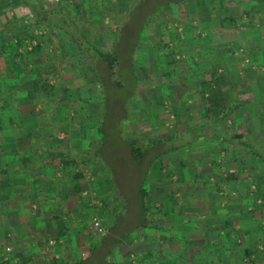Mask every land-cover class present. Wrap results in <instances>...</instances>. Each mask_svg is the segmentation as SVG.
<instances>
[{"label": "rangeland", "instance_id": "374dc122", "mask_svg": "<svg viewBox=\"0 0 264 264\" xmlns=\"http://www.w3.org/2000/svg\"><path fill=\"white\" fill-rule=\"evenodd\" d=\"M40 1L47 9L62 0ZM113 1H87L86 8L74 2L62 3L93 43L116 55L111 76L104 62L94 63L81 54L69 35L55 32L52 24L42 22L41 26L32 28L30 19L27 22L10 20L15 15H30L26 8H7L0 14V34L4 30L11 42L18 44L17 50L22 54L27 52L30 56L37 51L30 56L37 77L33 78L40 82L47 79L53 86L49 94L45 93L47 89L38 91L37 85L34 86V93L50 102L43 108L42 116L55 115L46 120L42 118L43 125H57L59 140L55 138L54 142L47 140L46 143L70 151L78 162L71 168L58 166L56 170L58 178L81 175L77 183L79 192L74 188L84 206L79 216L73 218L75 223L83 222L75 234L76 249L70 248L69 240L66 241L67 251L79 255L76 264H141L142 254L147 251L143 250L152 246L151 238L158 234L151 227L137 226L148 222L142 218L144 212L139 207L140 185L147 191L145 202L150 217L152 214L157 217V213L163 216L165 209H172L171 215L176 214L179 208H186L189 201L197 209L204 193L209 199L207 206L216 207V200L222 198L219 178L231 181L236 173L241 174L242 184L249 179L252 181L253 189L247 185L244 191L264 195V181L257 185L259 178L255 176L260 174L264 178V166L251 151L243 145L240 150L222 148L217 139L204 136L212 129L206 128L209 121L203 120V110L195 107L198 102L193 101L190 108L193 117L187 122V111L186 116L177 112L171 100L175 90L183 87V80L187 81L183 77L186 62L195 56L194 50L206 45L203 33L209 27L201 26L199 21L207 19L212 24L211 31L223 32L224 50H233L227 54L225 62L231 63L235 61L236 47L251 51V42L246 37L249 33L257 37L255 40L250 35L255 46L259 44L264 48V1L223 0V5L217 7L209 6L207 0L196 1L204 3L199 7L187 5L189 0H127L125 6L115 5ZM81 2L85 4V0ZM195 10L202 19H198ZM191 35L199 37L190 38ZM18 36L26 37L18 39ZM238 40L239 43L235 42ZM187 45H192L194 50L190 52ZM35 46H38L36 50ZM197 59L193 60L195 64ZM93 66L101 79L90 70ZM4 67L5 61L0 59V68ZM173 113L186 119L175 120ZM184 127L186 129L178 131ZM215 127L216 133L221 135L222 132V136L228 137L221 125ZM238 130L241 140L250 139L246 122L240 124ZM132 140L142 147V141L150 144L140 162L131 155ZM257 144L245 147L264 149ZM85 154L88 160L81 163L80 156ZM232 185H225L222 194L230 192ZM70 205L74 206L72 202ZM93 215L100 218L106 229L104 235L96 234L91 228ZM163 223L166 224L164 220ZM173 236L178 239L179 235ZM195 244L203 245V242L195 239ZM203 249L208 248L204 245ZM183 251L181 249V254ZM52 255L49 245L40 250L41 258H49L50 264H56L57 261L50 258ZM53 258L58 260L57 256ZM12 259L15 264H25Z\"/></svg>", "mask_w": 264, "mask_h": 264}, {"label": "crops", "instance_id": "0c3cea01", "mask_svg": "<svg viewBox=\"0 0 264 264\" xmlns=\"http://www.w3.org/2000/svg\"><path fill=\"white\" fill-rule=\"evenodd\" d=\"M81 1L62 0L56 3L64 6L67 2L70 4L74 2L86 8L91 0H85V4ZM125 1L127 0H114L113 3L125 6ZM189 1L187 5L193 7L204 5L196 2L198 0H194V3H191L193 0ZM207 1H210L209 6L212 7L223 5V0ZM17 7L19 6L15 8ZM22 8L30 11V15H15L10 19L11 21L27 22L30 19V23L34 25L32 28L41 26L42 22L49 24L47 18L43 19L35 15L25 6ZM195 14L198 17L197 10ZM71 19L87 36L78 21L72 17ZM198 19H202L201 16ZM201 21H199L201 26L209 27L203 33L205 38L203 42L206 45L198 50H194L192 45H187V48L190 47V52L194 50L195 56L186 62L187 69L183 77L185 76L187 81L183 80V87L177 85L180 89L175 90L176 94L171 98L177 107L176 111L182 112L185 116L184 112L187 111V122H190L193 117L190 108L194 102H198L195 107L199 111L204 110L203 93L206 96L207 89L215 85L212 81L215 77L214 80H219L222 88L231 87L229 95L232 100L236 97L235 99L240 101L235 117L233 116L234 132L241 133L238 126L246 122L251 134L247 141L251 144L257 142V145L264 148V48L262 49L259 44L255 46L256 42L250 36L253 34L249 33L246 37L251 42V51L236 47L235 61L225 62L227 54H231L233 50H224L223 32L211 31L212 24L209 20ZM52 27L57 33H65L53 24ZM197 37L190 36V38ZM253 38L257 39L255 35ZM235 42L239 43V40ZM36 54L37 51L31 52L30 56ZM30 56L25 59L27 73H21L16 64L19 66L22 63L17 59L13 63L14 68L16 66L15 70L7 71L0 68V80L2 78L6 80L5 83L3 82L5 94L3 100L11 103V109L0 118V264H15L16 261H11L12 258L17 259L18 263L50 264L49 258L40 256V250L48 245L53 254L50 256L53 262L76 264L79 255L77 252L74 255L71 250L67 251L66 241L69 240L70 248L77 246L75 234L83 223H75L73 220L84 208L82 199L80 200L79 194L74 189L79 179L74 181L75 178L68 177L70 174L58 178L56 174L55 168L58 167L59 160L53 155L57 153L56 151L65 150L46 143L47 140L58 139L57 125L51 123L43 125L42 118L46 120L55 115L42 116L43 108H46L45 105L50 102L42 97L43 95L34 93V74L31 72L32 69L34 71V66L30 62ZM194 59H197L196 64L193 62ZM260 76L263 79H260ZM53 102L51 101L52 105ZM47 108L51 110L53 107ZM203 116L206 119L207 116L204 114ZM172 117L175 120L186 119L176 114ZM183 129L186 127L178 131ZM213 139H217L225 149L240 150V147L244 146L243 148L250 150L245 147L247 145L241 143L242 141L230 143L218 138ZM236 174V178L231 181L226 177L219 178L222 185L218 189L221 188L219 194L222 198L217 197L216 207L207 206L209 199L204 193L200 197L202 202L198 203L197 209L193 208L189 201L190 204L188 203L186 208H179L176 214H169L172 209H165L163 216L157 213L156 217L152 214L156 227L151 229L155 230L158 236H152V246L143 250L147 251L145 255L142 254L141 264H148L149 259L151 264H192L193 259H196L195 264H264V195L261 192L244 191L243 187L246 188L247 185L253 189L252 181L249 179L244 186L241 174ZM231 183L233 189L222 194L225 185L229 186ZM70 202L74 204V206L70 205L72 208L69 206ZM88 209L89 207L86 209L87 215ZM169 215L171 216L168 217ZM173 216L176 218H172ZM174 234L183 238L178 236V239H175ZM195 239L199 243L202 241L203 245H196ZM204 245L207 250L203 249ZM181 249L184 250L183 254ZM54 256H57L58 260H55Z\"/></svg>", "mask_w": 264, "mask_h": 264}, {"label": "trees", "instance_id": "16d2710c", "mask_svg": "<svg viewBox=\"0 0 264 264\" xmlns=\"http://www.w3.org/2000/svg\"><path fill=\"white\" fill-rule=\"evenodd\" d=\"M253 1L254 3L261 2L264 0H250ZM16 6H25L31 11L39 16L42 17L43 19H48L49 24H53L54 27H57L61 30H63L66 34L69 35V37L74 41L76 44V49L79 51L81 54L84 56H87L91 58L94 63L98 62H104L108 68L109 76L113 74V67L114 64L116 63L117 57L114 54L108 53L105 49L102 47H99L95 43H93L87 36L82 32V30L75 24V22L71 19V16L69 14V11L65 8V6H61L59 3H53L49 8L45 9L43 4L41 3L40 0H0V14H3L5 9L7 8H13ZM40 25V24H39ZM27 36V35H26ZM32 37V36H29ZM18 39L23 38V36H18ZM21 43V42H19ZM18 44L16 45L15 43L11 42V39L6 35L4 30H2V33L0 34V56L3 61H5V69L7 71L15 70L16 66L19 67L21 70V73H27L26 69L27 67L25 66V59L29 57V54L26 53H21L18 52L17 50ZM38 46H35L34 50H36ZM4 51H8V53H5ZM34 52V51H33ZM15 59L17 61H20L22 65L16 64L15 68L13 66V63L15 62ZM18 63V62H17ZM90 70L93 72V74L97 77V79H101L100 75L98 74V70L96 66H93L90 68ZM31 72L34 74V77H36L35 71L33 69ZM18 76V75H17ZM37 78V77H36ZM215 77H213L212 81L214 82L215 85H211L209 89H207V95L202 97V101L204 102V110L203 114L206 117L207 121H209L208 124H206V128L212 129V132L207 133L208 137L212 138H218L221 139L222 141H227L230 143H241L245 145H250L251 143L248 141H243L241 140L242 135L240 133H235L233 128H234V118L233 116L235 115V111L237 110L238 105L240 104V101L238 99L232 100L231 96L229 95L231 89L230 86H226L222 88L219 84V80H214ZM6 80L2 78L0 80V100H3V97L5 98L4 94V89L3 85ZM38 81L39 79H33L34 85H37V88L35 89L39 90H45L46 94L51 93L53 86L48 83L47 79H43V82H40L38 86ZM225 81V80H224ZM4 82V83H3ZM7 97V96H6ZM11 103L10 101H5L3 100L0 102V118L4 115V113L11 109ZM234 114V115H229V114ZM204 118V120H206ZM205 122V121H204ZM220 127L222 126V129L228 137L224 138L220 134L216 133V127L215 125ZM102 129V126H100ZM213 127L215 129H213ZM224 134V135H225ZM143 142V147L139 145V143H136L135 140L130 141V152L132 157L137 161L140 162L144 150L150 146V144L147 141H142ZM251 154H253L263 165H264V151L261 149H250ZM86 155V154H85ZM55 157L59 160L58 166H60V169L62 168H71L74 165H77L78 162L76 159L71 156L70 151H63V152H58L54 153ZM89 157V156H88ZM87 155L86 156H80L81 158V163L86 162L88 159ZM54 168V167H53ZM56 166V170H57ZM64 173H67L65 170H63ZM259 178V182L257 185H259L261 182L264 181L263 175H255ZM74 181H77L80 179L81 175L79 173H75ZM73 177V178H74ZM75 188L77 192H79L78 186L75 184ZM147 195V191L145 188L140 185L139 188V207L140 209L145 213H143L144 217L142 216L143 219H146L148 222H141L137 226L139 227H156V224H154L152 216H148L147 210L148 206L145 202V197ZM136 226V227H137Z\"/></svg>", "mask_w": 264, "mask_h": 264}, {"label": "built area", "instance_id": "2783aa9c", "mask_svg": "<svg viewBox=\"0 0 264 264\" xmlns=\"http://www.w3.org/2000/svg\"><path fill=\"white\" fill-rule=\"evenodd\" d=\"M92 229L98 235H104L106 229L104 228L100 218L97 215H93L91 218Z\"/></svg>", "mask_w": 264, "mask_h": 264}]
</instances>
